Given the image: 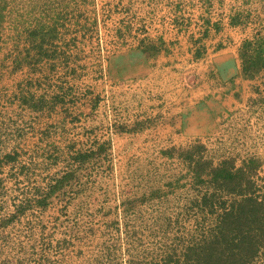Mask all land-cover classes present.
<instances>
[{"label": "rangeland", "instance_id": "374dc122", "mask_svg": "<svg viewBox=\"0 0 264 264\" xmlns=\"http://www.w3.org/2000/svg\"><path fill=\"white\" fill-rule=\"evenodd\" d=\"M174 12L179 13L178 17ZM209 26L211 32L219 33L221 41L203 45L198 41L209 38L204 34ZM53 27L58 28L61 39L79 38L80 59L70 62L62 58L55 67L47 62L54 55L58 58L55 47L60 40L51 32ZM174 27L178 32L171 38ZM49 29L44 48L41 42ZM31 33L36 34L35 47L41 54H36L35 47L25 51V39ZM168 38L175 46L190 44L194 52L206 49V56L208 52L214 56L237 41L241 57L244 44L250 42L249 53L255 57L254 51L264 49V0H0V103L14 111L8 137L1 138L0 154L24 144L27 147L29 141L38 142L37 134L47 125L40 124L39 115L32 110L40 101L55 102L56 96L65 99L60 104L73 107L63 110L66 116L73 112L89 119L94 140L106 143V155L91 159L88 166L75 172L79 180L71 186L67 183L42 208L35 203L34 191L38 183L52 184L53 174L39 166L41 162L35 164L38 160H33V155H20L19 164L26 169L31 165V169H9L0 183V262L8 258V247L21 243L29 250L26 264L58 256L63 258L58 264H198L202 248L213 244L217 255L226 248L221 229L229 232L236 228L234 233H239L237 226L230 224L236 218L231 214H236L247 199H254L264 215V68L248 77L241 63L245 79L257 78L248 84L249 93L257 96V104L236 94L235 100L246 101V106L237 113L227 112L216 137L197 139L192 154L184 155L177 164L171 162L169 169H152L146 205L132 206L131 213L122 218L106 219L103 211L107 208L124 206L121 192L127 199L134 192L132 182L126 178L106 186V168L126 160L122 153L123 160H118L115 150L121 139L116 136L132 137L143 126L133 124L139 115L134 96L119 92L110 83L108 62L112 56L126 55L139 47L149 52L163 49ZM151 40L156 41L155 45L149 43ZM13 54L17 58L9 68V62L3 60ZM24 68H30L32 74L26 81L19 75ZM191 79L187 78L188 86L193 87L196 83ZM133 84H127L126 89H133ZM147 145L155 153L162 147L154 141ZM132 155L135 160L141 156ZM63 161L61 166L56 163V169L64 175L67 161ZM154 191L157 197L152 195ZM21 208L23 219L3 227V221ZM249 225H245L246 231H264V223L253 224L250 229ZM235 234L231 233L229 243H234ZM15 262L19 260L12 264ZM263 262L264 248L252 264Z\"/></svg>", "mask_w": 264, "mask_h": 264}, {"label": "crops", "instance_id": "0c3cea01", "mask_svg": "<svg viewBox=\"0 0 264 264\" xmlns=\"http://www.w3.org/2000/svg\"><path fill=\"white\" fill-rule=\"evenodd\" d=\"M175 14L178 17L179 13ZM50 29L49 31L45 30L48 33L44 34V42H41L44 48L45 44L48 43L45 42V39L49 35ZM210 30L211 26L204 33L209 38L198 42L203 45H210L212 42L221 41L220 37L218 38L217 36L219 33L217 34V31L211 32ZM227 30L225 28V31ZM175 31L178 32V28H175L172 32L171 38L176 34ZM51 32L54 33L55 38L58 37L60 40L56 43V47L54 46L58 58L54 55L52 60H47L52 67L57 66L62 58V61L66 58L70 62L73 59H80L79 51L77 52V49H80L78 37L61 39L58 28H54ZM35 35L31 33L25 39V43L28 44L25 51H31L36 48V54H41L38 46L35 47ZM155 42V40L149 41L152 45H155ZM235 42L233 46L222 48L224 50L214 56H209V52L206 56V49L205 51L202 49L194 52L189 46L190 44L180 43L183 46H175L168 38L163 49H152L149 52L150 50H144L143 47H139L128 54L125 53L126 55L111 57L108 62L110 83L115 84L119 92L123 91L127 95L129 93L131 97L132 95L134 96L139 115L133 124L140 123L143 126L139 128L138 132L132 133V137L124 136V134L116 136V138L121 139L119 147L116 148L117 151L115 150L116 154L118 152V160L122 159L120 157L121 153L126 155V160L122 161L123 163H120V165L113 166V168H106V177H108L106 178V186L116 185L126 178L132 182L130 184L133 186L134 192L130 193V195L132 194L130 199H127L125 193L121 192L124 206L107 208L106 211H103L106 213V219L122 218L125 214L131 213L132 206L135 209V206L142 203L146 205L150 182L152 181L148 176L152 173V169L156 172L165 171L171 167V162L177 164L180 159L183 161L184 155L189 153L191 155V150L197 145L195 142L197 139L205 140L208 136L216 137L219 134L220 124L227 120V112L236 110L237 113L240 110L243 111L246 106V101L244 103L242 99L235 100L236 94H238L237 96L241 94L243 97L245 95L248 102L257 104L255 102L257 96L255 93L250 94L248 87V84H252L257 78L250 81L243 77L239 45H237V41ZM143 45H147V41H143ZM194 45L198 44L195 43ZM71 48L74 49V52H69ZM213 49L215 50V47ZM44 54H46L45 49H43ZM60 55L62 56L60 57ZM16 58L17 56H14V54L10 59L6 56L3 62L8 61V67H11L14 65ZM44 64L43 62L42 65ZM4 67H7V65H4ZM31 67L32 65H30ZM30 68L29 70L24 68L23 71L19 72L22 80L26 81L28 77L32 76ZM37 73L39 72L37 71ZM190 77L192 78L191 81L193 82L194 80L196 83L193 87L188 86L187 78ZM129 83H134V88L128 91L127 84ZM239 85L241 87H238ZM55 98L57 99L53 103L38 102L32 110L39 115V123L47 125L42 133L37 134L39 136L37 138L38 142L29 141L27 147H24V144L20 146V149L13 148L11 152L7 151L0 154V183L4 182L5 173L9 169L20 170V172H27V170L31 169L28 168L31 165H28L26 169L25 165L21 166L19 164L21 154L26 155L27 153L29 157L33 155V160H38V163L35 164L41 162L39 166H44L45 169L51 171L53 174L51 177L54 178L52 184H45L42 181L43 183H38L39 186H36L34 191L35 203L41 208L46 207L55 195L60 194V191L67 183H70L71 186L72 183H76L79 180H77L78 175L77 177L74 176L75 172H80L82 167L88 166L91 163V159L101 158L106 155V143L100 144L94 140L93 132H90L93 129V125L89 119L74 115L73 112V117H71L72 115L66 116L63 110H72L73 107L71 108L70 104H60L65 101L64 98L59 99V96ZM92 109L93 106H91ZM26 110L30 111L27 108ZM77 110H75L76 113L79 111ZM11 112L14 111L7 105L4 106L0 103L1 152V138L8 137L12 127L11 122L14 115ZM83 115L86 116L85 113ZM86 123L88 125H84ZM132 140H134L133 144ZM151 141H154L157 145H162V147L158 148L160 150H156V153L155 149L147 145ZM144 146L146 148L141 149ZM138 149H141V151H138ZM130 153L131 156L128 157ZM132 154L141 156H139L138 160H135L134 158L131 159ZM189 156L188 159H190ZM63 159L67 161L65 170L63 169L64 175L62 171H57L60 168L56 169V163L61 166V162H64ZM102 163L105 166V161ZM35 164L32 165L35 166ZM133 164L135 165L134 167ZM52 167L55 168L52 169ZM111 175L115 178L113 179ZM47 186H49V189ZM152 195L157 197V192L154 191ZM153 196L151 198H154ZM23 206L26 207L25 205ZM21 212H24V209L14 210L10 217L3 221L2 226L7 227L11 223H17L23 217ZM75 231V234L79 232L78 229ZM25 247L21 243L14 247H8V249L10 248V252L8 251L9 256L6 254L8 258L0 262V264H12L15 259H18L19 262L14 264H26L29 250H25ZM10 257L14 259H10ZM58 257L55 260L42 259V261H38L35 264H58L63 260V258L59 259ZM64 263L68 264L65 261Z\"/></svg>", "mask_w": 264, "mask_h": 264}, {"label": "trees", "instance_id": "16d2710c", "mask_svg": "<svg viewBox=\"0 0 264 264\" xmlns=\"http://www.w3.org/2000/svg\"><path fill=\"white\" fill-rule=\"evenodd\" d=\"M250 49L251 44L250 42H247L244 44L241 50L243 72L245 76L248 77H250L252 73L255 72L254 70L264 68V49H258L254 51L255 57L250 56ZM223 174V172L220 173V177L223 176ZM245 202L238 207L237 211L235 212L236 214H231L235 215L236 218L230 224H235L239 231V233L236 234L234 233V231H236V228L230 229L229 231L230 235L231 233L235 234L232 237L234 243H229V232L222 231L221 229L220 232H222V239L226 244V248L223 247L221 255H217L215 253L216 249L215 245L213 244L202 248L204 249L202 250L204 252L199 257L203 262L201 263V261H199L198 264H252V262H254V259L259 256L260 251L264 248V231L260 230V233L258 232L254 234V231H246L245 229L248 224H250V229L253 224L264 223V215L263 213L259 212V208L258 206H256L257 204L254 202V199H247V202ZM248 202L249 204H247ZM257 234L259 237H257ZM262 264H264V262Z\"/></svg>", "mask_w": 264, "mask_h": 264}]
</instances>
